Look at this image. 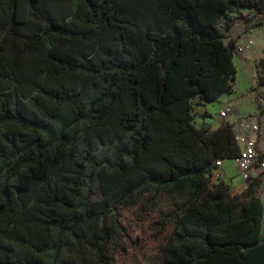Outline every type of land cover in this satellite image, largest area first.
I'll return each mask as SVG.
<instances>
[{
  "label": "trees",
  "instance_id": "1",
  "mask_svg": "<svg viewBox=\"0 0 264 264\" xmlns=\"http://www.w3.org/2000/svg\"><path fill=\"white\" fill-rule=\"evenodd\" d=\"M230 14L264 0H0V264H117L162 195L152 264H264L261 200L208 184L232 125H193L234 85Z\"/></svg>",
  "mask_w": 264,
  "mask_h": 264
},
{
  "label": "crops",
  "instance_id": "2",
  "mask_svg": "<svg viewBox=\"0 0 264 264\" xmlns=\"http://www.w3.org/2000/svg\"><path fill=\"white\" fill-rule=\"evenodd\" d=\"M243 15H247L243 13ZM234 17L229 30L224 33L228 37L226 42H233L234 46H242L244 54H235L233 63L236 69L235 82L229 92L222 93L218 99L212 103H203L198 100L192 101L193 121L198 122V127H205L209 130L216 129L221 125L223 120L219 117L220 111H226L235 125L240 123H259L258 137L250 134L255 139V149L258 154H264V105L260 106L262 115L259 117L257 104L259 97L258 88L253 87L255 83V68L258 61L264 58V32H254L257 28L243 32L245 27L244 18ZM249 18V17H248ZM264 29V27H259ZM264 31V30H263ZM217 105V108L214 107ZM194 125V123H193ZM225 160L222 163L220 172L222 174L221 181L230 188L232 196H237L240 200L247 201L251 197H258L263 205L264 197V177H258L251 180L247 189H244L243 183L238 174V170L230 162ZM264 235V225H263Z\"/></svg>",
  "mask_w": 264,
  "mask_h": 264
},
{
  "label": "built area",
  "instance_id": "3",
  "mask_svg": "<svg viewBox=\"0 0 264 264\" xmlns=\"http://www.w3.org/2000/svg\"><path fill=\"white\" fill-rule=\"evenodd\" d=\"M235 54H244V48L242 46H235ZM262 78L263 76L261 74L257 76L253 86L259 90V106L264 105V82H262ZM219 117L224 123H228L233 127L234 139L238 146V154L231 161L238 170L244 189H247L251 180L263 177L264 173V160L261 159L260 154L257 153L255 149V139L250 135H255L259 132V123L255 121L254 123H240L239 125H235L231 122L226 111H220ZM222 163V160H216L213 168L208 172L207 179L210 187L221 181L222 174L220 168Z\"/></svg>",
  "mask_w": 264,
  "mask_h": 264
},
{
  "label": "rangeland",
  "instance_id": "4",
  "mask_svg": "<svg viewBox=\"0 0 264 264\" xmlns=\"http://www.w3.org/2000/svg\"><path fill=\"white\" fill-rule=\"evenodd\" d=\"M233 15L236 16V18H241V16L238 14H233ZM256 19L264 20V15L262 18L257 17ZM223 24H224L223 22L219 23V28H221L222 30H223ZM263 30L264 29L257 28L254 32H264ZM226 40H228V37L225 35V41ZM214 107L217 108V105H214ZM193 123H194V127H198L199 124L198 122L193 121ZM257 137L258 134L256 133L255 138ZM263 142H264V138H263ZM174 199L175 196L162 195L161 198L158 200L156 206L151 210L149 216L146 218L144 222L136 221L131 212L124 209L122 210V220L124 224L129 227V230L132 231L134 236H136L139 240H141V247L137 250H131L127 255H117L116 256L117 264H152L156 256L159 254V246L162 243L166 233L162 235H158L151 228V223L157 221L162 211L170 208L171 203ZM262 199L264 204L263 196Z\"/></svg>",
  "mask_w": 264,
  "mask_h": 264
}]
</instances>
